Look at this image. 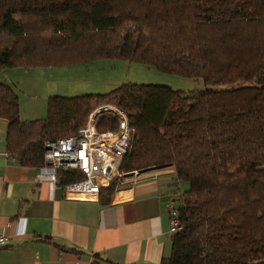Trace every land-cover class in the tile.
<instances>
[{"label": "trees", "instance_id": "16d2710c", "mask_svg": "<svg viewBox=\"0 0 264 264\" xmlns=\"http://www.w3.org/2000/svg\"><path fill=\"white\" fill-rule=\"evenodd\" d=\"M104 58L200 78L204 88L128 82L53 94L44 117L22 121L17 94L0 83L8 155L39 167L46 140L76 133L93 105L110 101L131 128L120 173L172 165L188 184L161 264H264V0H0V71ZM97 119L98 130L116 127L113 116ZM90 264L114 263L94 253Z\"/></svg>", "mask_w": 264, "mask_h": 264}, {"label": "crops", "instance_id": "0c3cea01", "mask_svg": "<svg viewBox=\"0 0 264 264\" xmlns=\"http://www.w3.org/2000/svg\"><path fill=\"white\" fill-rule=\"evenodd\" d=\"M71 66L0 71V83L18 96L20 120L44 117L50 95L90 93L88 86L56 87L60 81L50 76L64 71L55 68ZM6 141L7 120L0 117V233L8 237L0 264H90L94 253L114 264H161L169 257L167 204L179 208L188 188L172 165L132 173L109 194L66 199L60 188L35 180L37 166L10 157Z\"/></svg>", "mask_w": 264, "mask_h": 264}, {"label": "built area", "instance_id": "2783aa9c", "mask_svg": "<svg viewBox=\"0 0 264 264\" xmlns=\"http://www.w3.org/2000/svg\"><path fill=\"white\" fill-rule=\"evenodd\" d=\"M111 114L116 120L114 129L98 130L96 119ZM131 128L127 115L120 107L103 103L90 112L87 121L76 133L57 139H48L43 144V163L38 167L36 181H48L62 190L66 199H93L100 189L121 178L119 166L129 149ZM69 170L80 173L81 178L61 183L58 171ZM136 171L132 172L135 174ZM170 217L169 233L172 235L179 225V208L168 201ZM25 222V219H24ZM8 237L0 233V246Z\"/></svg>", "mask_w": 264, "mask_h": 264}, {"label": "rangeland", "instance_id": "374dc122", "mask_svg": "<svg viewBox=\"0 0 264 264\" xmlns=\"http://www.w3.org/2000/svg\"><path fill=\"white\" fill-rule=\"evenodd\" d=\"M59 71H64V74L55 75L53 73L50 77L51 79L55 78V80L60 81L56 84V87L60 90H63L64 87L88 86L89 90H91L89 91L90 93L105 94L117 89L122 83L128 82L136 84H165L173 89H179L186 92L204 88V83L200 78H187L169 74L138 62H129L115 58H104L86 64H77L66 68H55V72ZM103 103L113 104L110 101H102L93 105L85 118V122L87 121L90 112L93 111L96 106ZM103 115L112 116L111 114ZM102 129L106 130L110 128ZM135 171L140 173L142 170ZM131 176H133V174L130 172L124 173V180H128Z\"/></svg>", "mask_w": 264, "mask_h": 264}, {"label": "water", "instance_id": "95a60500", "mask_svg": "<svg viewBox=\"0 0 264 264\" xmlns=\"http://www.w3.org/2000/svg\"><path fill=\"white\" fill-rule=\"evenodd\" d=\"M178 218H179V216H178Z\"/></svg>", "mask_w": 264, "mask_h": 264}]
</instances>
